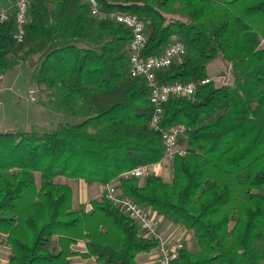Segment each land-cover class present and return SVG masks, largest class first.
<instances>
[{
  "label": "trees",
  "instance_id": "obj_1",
  "mask_svg": "<svg viewBox=\"0 0 264 264\" xmlns=\"http://www.w3.org/2000/svg\"><path fill=\"white\" fill-rule=\"evenodd\" d=\"M0 23V77L18 68L71 118L51 132L0 133V237L8 264H139L158 237L108 196L129 197L192 235L174 264H264V0H97L145 24L144 57L181 42L186 54L157 73L163 85L194 82L192 97L163 106L160 127L183 126L172 178L125 177L164 157L151 128L146 80L129 71L132 33L95 17L82 0H29L18 42L14 6ZM221 60L232 83L218 86L208 68ZM107 188L75 205L73 187ZM80 244L83 245L81 248Z\"/></svg>",
  "mask_w": 264,
  "mask_h": 264
},
{
  "label": "built area",
  "instance_id": "obj_2",
  "mask_svg": "<svg viewBox=\"0 0 264 264\" xmlns=\"http://www.w3.org/2000/svg\"><path fill=\"white\" fill-rule=\"evenodd\" d=\"M90 6L91 14L95 17H105L121 24L132 33L130 42V64L129 71L135 77H141L146 80L150 91L149 100L154 107V114L151 120V128L158 131L162 138L164 147L163 159L155 164L141 165L125 174V177L146 178L151 174H157L166 164L172 162L180 153L179 139L185 135L186 129L183 126H172L167 129L160 127V121L163 114L164 104L173 97H192L197 91V84L173 83L163 85L157 78V73L167 69L176 60H180L186 54V48L181 42H175L170 45L161 55L144 57L143 51L147 44V35L145 24L137 16L124 12L102 13L97 0H82ZM11 9V8H10ZM10 9L0 10V23L7 22L10 16ZM29 0H18L14 6V16L16 22V39L22 42L25 36V26L28 21ZM211 79H206L202 83L207 84ZM108 196L121 208L123 213L134 220L140 227V230L147 237H159L157 234V224L155 214L145 207L138 205L133 199L117 195L113 187L108 188ZM162 239V238H161ZM161 241L158 247V264H174L180 257L184 249L179 243L169 246ZM94 264H97L94 261Z\"/></svg>",
  "mask_w": 264,
  "mask_h": 264
},
{
  "label": "rangeland",
  "instance_id": "obj_3",
  "mask_svg": "<svg viewBox=\"0 0 264 264\" xmlns=\"http://www.w3.org/2000/svg\"><path fill=\"white\" fill-rule=\"evenodd\" d=\"M208 74L218 86L232 83L230 68L221 60L211 63ZM54 101L48 92L39 90L31 82L30 70L18 68L0 77V133L51 132L60 122L71 121V118L56 110ZM171 164L172 162H166L162 171L158 172V175L163 176L167 181L172 178ZM57 182L67 183L73 187L76 206L85 205L88 207L91 200L101 199L107 190L99 184L88 185L83 180L72 181L59 178ZM155 221L158 229L157 234L169 246L179 243L184 249H197L196 241L186 230L157 216H155ZM140 232L144 234L142 231ZM157 249L145 253L149 254L145 257L151 264H158ZM8 254L9 249L5 245V237H0V264H8ZM74 261L75 264L84 263L80 258H76Z\"/></svg>",
  "mask_w": 264,
  "mask_h": 264
},
{
  "label": "crops",
  "instance_id": "obj_4",
  "mask_svg": "<svg viewBox=\"0 0 264 264\" xmlns=\"http://www.w3.org/2000/svg\"><path fill=\"white\" fill-rule=\"evenodd\" d=\"M162 169H163V167L160 168L159 173L162 171ZM157 174H158V173H157ZM87 208H88V209H91L90 204L88 205ZM80 246H81V248H82L83 245L80 244ZM145 256H149V254H141V255L138 256L137 261H138L139 264H151L150 261H149V259H148L147 257H145ZM145 258H146V259H145ZM7 262H8V261H7ZM83 262L85 263V262H87V261H84V260H83Z\"/></svg>",
  "mask_w": 264,
  "mask_h": 264
}]
</instances>
